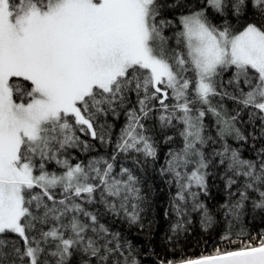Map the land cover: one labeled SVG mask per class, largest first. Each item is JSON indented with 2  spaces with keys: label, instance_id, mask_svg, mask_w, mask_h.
Segmentation results:
<instances>
[{
  "label": "trees",
  "instance_id": "1",
  "mask_svg": "<svg viewBox=\"0 0 264 264\" xmlns=\"http://www.w3.org/2000/svg\"><path fill=\"white\" fill-rule=\"evenodd\" d=\"M33 1L43 9L52 0ZM208 1L151 0L150 31L164 57L184 53L187 13L264 32V0ZM168 64L186 80L180 92L163 95L133 65L79 102L84 124L63 114L23 139L21 161L55 174L81 166L89 189L26 187L25 237L0 232V264H27L30 250L34 264H174L264 244V110L249 95L263 87L259 72L217 67L203 95L192 63ZM9 85L17 103L35 95L26 79Z\"/></svg>",
  "mask_w": 264,
  "mask_h": 264
},
{
  "label": "rangeland",
  "instance_id": "2",
  "mask_svg": "<svg viewBox=\"0 0 264 264\" xmlns=\"http://www.w3.org/2000/svg\"><path fill=\"white\" fill-rule=\"evenodd\" d=\"M150 2L52 0L41 9L33 0H14L12 8L8 0H0V232L25 237L20 220L26 187L89 189L80 180L81 166L55 174L21 161L18 147L24 137L33 140L43 124L63 114L84 124L79 102L94 87L107 89L133 65L148 69L163 95L186 85L168 64L180 61L164 57L165 49L151 35ZM181 23L197 92L205 95L211 89L209 75L217 67H251L263 87L249 95L264 110V32L249 24L230 33L213 26L200 11L183 16ZM11 76L31 82L35 95L29 101L13 100ZM29 252L27 264H34Z\"/></svg>",
  "mask_w": 264,
  "mask_h": 264
},
{
  "label": "water",
  "instance_id": "3",
  "mask_svg": "<svg viewBox=\"0 0 264 264\" xmlns=\"http://www.w3.org/2000/svg\"><path fill=\"white\" fill-rule=\"evenodd\" d=\"M174 264H264V244L253 248L209 255Z\"/></svg>",
  "mask_w": 264,
  "mask_h": 264
},
{
  "label": "bare ground",
  "instance_id": "4",
  "mask_svg": "<svg viewBox=\"0 0 264 264\" xmlns=\"http://www.w3.org/2000/svg\"><path fill=\"white\" fill-rule=\"evenodd\" d=\"M210 1V0H209ZM208 1V2H209ZM210 4H211V2H209ZM220 3H221V1H220ZM212 5V4H211ZM213 6V5H212ZM219 6H220V4H219ZM218 6V7H219ZM213 7H215V6H213ZM215 8H217V7H215ZM195 12H197V11H195ZM195 12H191V13H187L186 15H189V14H193V13H195ZM202 15V14H201ZM185 16V15H184ZM202 17H203V15H202ZM245 27H243V28H241V29H239L238 31H241V30H243ZM220 29H223V28H220ZM224 30H227V29H224ZM227 31H229V30H227ZM238 31H229L230 33H236V32H238ZM181 35H182V38L184 37V35H183V27H182V25H181ZM183 42H184V46H185V51H184V53L183 54H180V55H176L177 56V58H175L174 59V61L176 60L177 61V59L180 61L179 63H190L191 61H190V58H189V55H187L188 54V45H187V41L183 38ZM178 62V61H177Z\"/></svg>",
  "mask_w": 264,
  "mask_h": 264
}]
</instances>
